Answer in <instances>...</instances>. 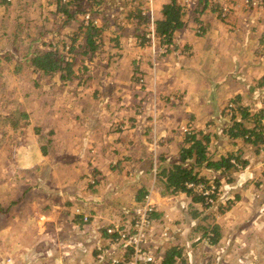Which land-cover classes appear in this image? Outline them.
I'll return each instance as SVG.
<instances>
[{
	"label": "crops",
	"instance_id": "crops-1",
	"mask_svg": "<svg viewBox=\"0 0 264 264\" xmlns=\"http://www.w3.org/2000/svg\"><path fill=\"white\" fill-rule=\"evenodd\" d=\"M169 1L159 0L156 18L161 16L162 6ZM257 1V11L246 18L242 13H227L223 0H188L187 3H180L184 6V25L175 31L173 38L179 45L188 48L190 55H167L168 58L162 61L163 64L156 71L157 76L154 78L152 74L149 82L152 92L146 88L144 93L136 90L124 96L128 99L121 98V105L126 103L125 108L128 105L127 114L132 121L138 112L132 110L133 104H128L131 98L152 97L158 102L169 100L166 105L162 104L163 107L157 106L154 112L158 122L162 120L161 124L148 120L144 123L148 125L146 129H143L144 125H140L139 129L132 125L130 129L119 130L116 135L109 137V133L97 135L98 128L86 130L82 134V129L69 128L70 121L66 122V118H61V115L54 120L58 123L57 127L65 128L56 129L53 119L49 121L45 114L35 115L33 144L32 139H29L31 154L24 155V146L18 145L21 146L19 152L28 163L21 165L22 173L16 174L15 171L9 174L11 178H0V264H106L96 258V246L103 241L101 227L120 219L125 207L133 206L134 195L140 187L132 185L131 195L128 197L125 194V182H122L125 160H139L131 154L119 152L123 141L147 149L149 164L145 171L150 174L152 163H155L152 154L159 156L161 152H166L164 155L173 156L175 153L174 158L179 156L178 148L184 136L181 129L170 126L174 120L184 126H206L209 132H213L211 124L228 127L232 123L223 114L224 107L230 101L247 106L249 116L264 108V103L249 105L246 101H254L253 93L264 95V0ZM250 3L252 5L253 0ZM212 8H217L219 12ZM198 26L202 32L197 30ZM136 27L129 20L126 22L125 30L129 39H132L129 40L133 44L131 46L137 49L142 48L143 44L136 43L135 38L139 33ZM140 27L143 28V25ZM250 46L253 47L252 53L258 57L257 62L251 64L245 56L246 52H250ZM198 47H202V50L216 47L219 56H214V59L200 58ZM219 49L226 52L222 55ZM131 80L132 77L130 83ZM23 111L30 120L32 117L29 112ZM142 112L138 115L144 114ZM236 114L238 119L240 115ZM0 115L8 114L0 111ZM199 120L203 127L197 125ZM189 121L196 123L189 124ZM50 122L52 127L47 134L55 133L58 139H45L43 124L50 126ZM39 123L42 126H37ZM29 126L28 119L25 124L19 123L16 127L4 125L0 129V144L7 146L13 141L9 136L10 131L21 134ZM5 132L6 136L3 135ZM109 138L115 139V142L105 143ZM91 139L98 141L94 152L91 150L93 148L86 149L91 146ZM210 140L208 149L216 152L215 158L240 151L245 161V165L231 177L221 176L218 171L204 167L199 170L200 175L206 176L209 182L219 177L220 185L212 207L217 210L224 205L227 208L220 214V219L204 223L207 217H202L203 224H200L199 216L204 213V205L201 201L193 202V198L185 192H178L179 196L175 198L159 193L160 200L165 198L168 203L161 209L162 202L161 207L158 205L156 209L161 214H167L169 218L166 223L176 231L175 238L182 239L181 244L175 246L180 250L182 264H264V143L257 147L246 144L241 138L235 140L227 136H222L216 142L210 136ZM114 143H117L116 153L107 152L106 145L111 144L113 148L116 146ZM155 143L157 148L153 149ZM63 144L68 145L63 148ZM90 153H95L96 158L93 159ZM117 153L120 156H116ZM89 167L91 169L87 170ZM49 168L51 171L44 173ZM2 170L6 176L7 171L5 168ZM55 171L61 172V175L54 176L52 173ZM100 176L104 185L98 184L89 189L83 187L88 184L91 187L90 178L97 181ZM9 180L14 181V188ZM105 184H108V188ZM101 187H105L107 193L101 191ZM9 195L12 197L9 198ZM212 207L207 211L212 212ZM85 215L89 216L87 222L82 220ZM199 225L208 226L209 229L216 225L220 238L211 244L208 235L200 227L197 228ZM169 230L172 234L173 230ZM191 234L195 236L191 238ZM209 234L212 235V232ZM169 243L161 246L163 259L165 249L171 246Z\"/></svg>",
	"mask_w": 264,
	"mask_h": 264
},
{
	"label": "rangeland",
	"instance_id": "rangeland-1",
	"mask_svg": "<svg viewBox=\"0 0 264 264\" xmlns=\"http://www.w3.org/2000/svg\"><path fill=\"white\" fill-rule=\"evenodd\" d=\"M105 1L107 4L106 12L109 18V26H106L98 35L97 42L99 43V48L94 52L93 57L90 60L88 59L89 54L85 56L83 60H82V56L75 54V52H77L79 49H75V51L70 54L66 53L68 58H71L74 55L75 57H77L76 58L77 62L72 68L74 74L76 75V78H73V80L71 81L61 82L58 74H54L52 76H43L33 72V70L29 68L27 65H25V63L22 64L20 61L18 62L16 59L7 60L6 57L7 56L10 57L11 53L10 52L7 53L8 50L7 51L2 50L7 47L11 48V46L9 45L10 43L6 42L4 38L9 31L8 28L10 27V25L8 24L12 25L14 18L16 16L20 17L21 24H24L23 26L24 29L23 32L20 33V37L25 38V42H28L29 39H31L32 37L38 34L37 27L44 26L45 30H53L54 32H57V30L59 29L58 27L60 22L56 21L55 20L56 18L53 17L52 15L53 14L52 12L55 9V5L54 3H52V0H0V51L2 50L0 53V96L6 95L4 96L6 97V101L12 98L14 101H16V103H18L20 109L29 112V114L32 117L30 120L29 118H27L28 123L30 125L27 131H23L21 134L19 132L10 131L9 136L13 141H10V143H8L7 146L0 144V178L1 179H3V177L11 178L10 175L14 174L15 171L16 174L22 173L21 172L22 169L20 170L21 165L28 163L26 159L24 160V155L25 154L30 155L32 152L29 150V148L32 146L29 139H32V144H33V140H35L33 129L36 126L35 120L33 118L37 114H41V115L45 114L46 117L49 119V121L53 119V127L56 129L65 128L64 126L57 127L58 123L56 120H54L56 116L61 115L60 116L61 118H66L65 119L66 122H68V120L70 121V124H68L69 128L72 127L73 129H82V134H84L86 130H91V129L93 130V128H98L99 132L97 133V135L103 136L104 134L109 133L108 135L109 137H113L114 135H116L119 130L124 131L126 129H130L132 125H134V127L139 129L140 125H142L143 127L144 123H147L148 120L150 121L155 120L158 122V119L155 116L154 112L157 110V106L163 107V105H166L169 100L163 99V101L158 102L156 99L152 97L148 99L141 98L140 96H138L137 98L136 97L131 98L128 104H133L134 107H132V110L138 113H143L142 111H144V114L138 115L137 113L135 117H132L135 118L134 121H132L130 120V117L127 114L128 105L126 106V108H125L126 103H123L124 106L121 105L122 103L121 98L123 97L125 99H128V97H124V96H127V94L131 92H135L136 90H140L141 93H144L147 90H149V92H152V89L150 90L151 85L149 82H151L152 74L154 78L155 76H157L156 71L158 67L161 64H163V62L170 55L177 56L176 54H180V55L183 54L184 56L187 55L188 57L190 55L189 54L190 50L182 45H179L180 43L178 44L174 38H172L169 41L171 44L167 46L166 53L163 56H161V54L158 55L157 52L153 51V48L156 45V41L155 43L153 42V47H152L151 45L152 42L149 45H146V40L145 42L142 43L140 42L141 39L137 37L135 38L136 43H142L143 44L142 48L136 49L135 47L131 46L133 44H131L129 40L132 39H129V35H127V30H125L126 22L128 21L127 19H125L126 15L130 10L133 11L135 9L134 7H136L138 4L141 5L143 4L142 7L144 9L145 14H147L149 18H154V17L156 18L157 10L159 7V0H105ZM177 1H179L180 3L188 2V0H177ZM223 1L226 4L225 8H227L228 10L227 13L231 11H233L231 13H236V15L242 13V15H244V18H246L250 14H254L255 11H257L256 7L259 5L257 0H253L252 5L250 3V0H229V1L223 0ZM117 5H119L120 10H122L120 15L115 13V8H117ZM219 14L222 16V12H220ZM80 20H81V15L78 16L77 22L79 23ZM96 24H100L99 19L96 21ZM26 25L28 26V28H26ZM75 25L73 27H69L68 29L62 30V33L60 35L54 33L50 34L46 39H42V41H45L47 43H50L51 41H54L53 43L57 42L56 44L57 48L60 51H62L63 46L60 39L64 38L65 35H69V34L72 35L75 29ZM150 26H151V21L143 24L144 29L143 28L141 29V31L142 30L145 31V39H147L146 32L149 30ZM197 30L199 32H202V28L199 26L197 27ZM43 31L44 29H41V32ZM82 38L83 37L81 35V38H79L78 43L84 46L85 40ZM240 39H242V36L240 37ZM65 40H67V43H69L68 39ZM36 44L40 45L39 43ZM199 45L200 44H197V46ZM198 48H199L198 55L200 58L214 59V56L215 57L219 56L216 47L205 50H202L201 49L202 47H198ZM65 49L68 48L65 46L64 50ZM249 49H251L250 52H246L245 55L248 58L249 63L251 64L252 62H257L258 59L257 55H254L252 53L253 47L251 48L250 46ZM11 50H13V52L16 54L17 51L15 48H11ZM219 51L221 52L222 55L224 52H226V50H220V49ZM146 64H148V66H146ZM134 66L138 67L137 70L136 69L133 70ZM130 76L133 79L131 80V83L133 85L129 82V80L131 79ZM140 78H143V81L140 82L139 81ZM133 86L137 87L138 89L136 88L134 89ZM205 86L206 85H204L202 88H204ZM9 95H11V98H9ZM256 95L253 93L254 101L246 100L249 105L264 103V95L262 93L258 94L257 96ZM224 116L229 117V114H226ZM13 120H15V118L10 116L9 119L10 125L13 123ZM17 121L18 120H16V122ZM161 121L162 120H160L158 123L161 124ZM174 121L175 122L173 124L171 125L169 124V125L175 126L177 130L181 129L182 127H187V125L184 126V124L180 125V121H176V120ZM194 122L189 121V124H194ZM200 122L202 121L199 120L197 125H201L199 124ZM0 124L4 126L8 124V120L0 119ZM165 124L168 123L165 122ZM37 126H42V124L39 123V125ZM43 126H45L43 132H46L45 139L48 140L54 138L58 139V137L54 132H53L54 134H47L48 130L52 127L51 122H50V126L44 124ZM46 126H48V129H46ZM144 126L145 127H143V129H146L148 125L147 126L144 125ZM201 126L203 127L204 125ZM210 126L212 127L213 130H216L218 129L217 127L222 128L223 125L217 126L215 124H211ZM3 135L6 136L7 132H5ZM91 140H90L91 146H87L86 149L93 148L91 150L92 152H94L95 148L98 146V141L96 139H91ZM109 142L113 143L115 142V139L109 138L105 140V143H109ZM128 142L129 141L126 140L122 142L120 147L121 151L119 152L121 154H131L134 158H137L139 161L133 162L131 160H125V165L123 170L124 179L122 181L125 182L124 184L125 194H127V196L129 197L131 195V192L133 191L132 190L133 186H140V187L142 186V188L147 189L148 192L147 195L145 196V201L155 206L154 214L156 215H154L152 219L154 221L160 219L162 222H164L165 226L162 225L160 227L162 229L163 227H168V232L170 233V235H172L171 240H169L168 242L162 241V245H165L170 242L168 245L177 246L176 244H181L180 240L182 239L175 238V233H174L175 230L172 229L166 223L169 218L167 214L164 212H163L164 214L163 213L161 214L156 209L158 205L161 207V203L163 202L162 203L163 205L161 207L162 209L164 206H166L168 200H164L165 198L163 199L161 198L160 200L159 193L162 189L161 184L157 182V180H155L154 176H152L149 173H146L145 171L146 166L149 164V160H147V158L149 157V154H147V149L143 148L139 144L135 145ZM114 144H116V146L113 148L110 147L111 144L106 145L107 152L114 153L117 150V143ZM18 145H23L25 148L24 151L22 152L24 153L23 156L21 155L22 153L19 152L21 151V146L18 147ZM67 145L68 144L65 145L63 144L62 147L63 148L67 147ZM156 145L157 143H155L153 149L154 147L157 148ZM119 146L120 144H118V147ZM148 151L150 150L148 149ZM90 154L93 155L92 157L93 159L96 158L94 157L95 153L94 154L90 153ZM116 156H120V155H118L117 153ZM151 156L153 161L156 160L159 162V160L157 159L158 156L156 155L154 156L153 154ZM164 157L167 159L173 158V160H177L174 159L175 153L173 154V156H171L170 154H166L164 155ZM165 163L166 162H164L163 164ZM2 168H5V170L7 171L6 176ZM90 169H91L90 167L87 168V170ZM49 171H51L50 168L48 169V171L45 170L44 173L48 174ZM52 174L54 176L56 175L60 176L61 172L55 171ZM40 178L43 177L40 176ZM114 180L115 177L113 181ZM9 181H11L10 183L11 187L14 188L15 187L14 181L12 180ZM103 181L104 180L101 176L100 179H97V181L95 180V178L93 179L91 177L90 178L91 187H89V184L84 185L83 187L89 189V188H94V186H97L98 184L101 186V184L104 185L102 183ZM118 182H120V179L118 180ZM105 187L108 188V184H105ZM105 187L104 188L101 187L102 188L101 191L107 193V190L105 191ZM11 197L12 195H9V198ZM140 204L141 203L135 202L133 203V206L134 205L138 206ZM118 206H120V204H118ZM132 207L131 206L125 207V210H123V212L130 211ZM211 207L203 206L204 213H202V215L199 216L200 218L198 221L200 224H203L202 217H207L204 223L207 221L219 220L221 216L220 214L227 209L225 208L224 205H221L219 206L220 207L219 209L216 210L215 208L212 207L213 211L208 212L207 209L210 210ZM85 216L89 218L88 215ZM83 219L84 216L82 217V220ZM173 224L174 223H172V225ZM83 225L87 226V224H83ZM173 226L176 227L175 225ZM201 227L203 226L201 225ZM169 228L173 230L172 234ZM191 236H192L191 238H193L195 235L191 234ZM177 258H181V256Z\"/></svg>",
	"mask_w": 264,
	"mask_h": 264
},
{
	"label": "trees",
	"instance_id": "trees-1",
	"mask_svg": "<svg viewBox=\"0 0 264 264\" xmlns=\"http://www.w3.org/2000/svg\"><path fill=\"white\" fill-rule=\"evenodd\" d=\"M55 5V9L52 12L53 17L56 21L60 22L59 29L57 32L53 30H45L44 26L37 27L38 34L25 42V38L20 37V33L23 32L24 24H21L20 17H15L14 21L8 28V34L5 36V41L9 42L11 48L16 49V54L7 47L2 50L11 53V56H7V60L16 59L22 64L25 63L33 72L38 73L43 76H52L58 74L59 78L63 81H71L76 78L73 66L77 62V57L75 55L68 58L67 54L73 53L75 49H79L75 54L82 56V60L89 54L88 59H92L94 52L99 48V43L97 42L98 35L106 27L109 26V18L107 16V7L105 0H52ZM206 3V1H205ZM138 4L133 11H129L126 15V19L133 23L139 30L138 38L141 39L140 42H145V31H141L143 24L149 22V17L145 14L144 9ZM215 11H219L217 8H212ZM120 6L117 5L115 8V13L119 14ZM89 13L93 18L100 20V24H93L92 22L84 23L80 20L78 23V16ZM184 15V6L180 4L177 0H170L168 3L162 6L161 16L154 19L153 25L155 30V35L159 38L160 43H165L173 38L175 31L183 28L182 17ZM77 22V24H76ZM76 24V25H75ZM112 24V23H111ZM75 25V29L72 35H65L64 38L60 39L62 42L63 50L60 51L57 48V42L47 43L42 41L46 39L50 34L62 33V30L68 29ZM26 28L28 26L26 25ZM41 29H44L41 32ZM144 29V28H143ZM85 40V45L82 46L78 43L79 38ZM68 39L69 43H67ZM39 43L40 45H37ZM41 46V47H40ZM65 46L68 49H65ZM40 47V48H39ZM1 50V51H2ZM0 51V53H1ZM19 66V65H17ZM138 67H136L137 70ZM8 94V93H6ZM6 95L0 96V111H6L8 115H0V119L9 120L8 117L12 116L15 118L13 123L8 125L16 127L18 122L25 124L27 122L26 113L19 108L18 103L11 98L6 101ZM239 113V118L237 119V114ZM248 107H243L236 104V101H230L226 104L223 110V114H229V118L232 123L227 127L222 126V128L213 130L209 132V129L205 127L197 128L195 125H190L187 129H182L184 139L182 144L178 148V157L174 158L177 160H171L164 157L166 152H161L158 156L159 161H168L166 164H161L158 161L154 164L152 163V168H150V174H152L161 184V194H173L175 192H185L187 195L191 196L192 201H201V204H205L208 207L213 204L217 197V191L220 185L219 177L212 181L215 189L214 191L203 195L196 191L198 185H204V188L209 187V180L204 175H200V168L204 167L207 169L215 170L220 173L221 176L231 177L232 174L239 168L245 165L242 152H231L221 158H215L216 152H211L208 149L210 143V136L214 137V141L220 140L222 136H227L231 139L241 138L246 144L255 145L258 147L259 144L264 143V123H262V117H264V108L255 111L254 114L249 116ZM16 120H18L16 122ZM251 121V124H250ZM246 122L248 125H246ZM209 127V125L207 124ZM3 125L0 124V129L2 130ZM220 176V177H221ZM230 180V179H229ZM232 181V180H231ZM211 183V184H212ZM148 190L139 187L134 195V200L136 203H143L145 201V196ZM136 205L130 210L131 214ZM220 208V207H219ZM156 215L150 213L149 217L153 218ZM201 228L204 234L209 237L210 243H215L220 238V232L216 225L212 226L211 229L205 226L201 227L199 225L197 228ZM105 226L101 227V235L107 236L105 232ZM212 232L210 235L208 232ZM210 235V236H209ZM164 259L161 264H174L175 258L180 257V250H178L174 245L170 246L164 251ZM182 263V262H181Z\"/></svg>",
	"mask_w": 264,
	"mask_h": 264
},
{
	"label": "built area",
	"instance_id": "built-area-1",
	"mask_svg": "<svg viewBox=\"0 0 264 264\" xmlns=\"http://www.w3.org/2000/svg\"><path fill=\"white\" fill-rule=\"evenodd\" d=\"M81 20L84 23L92 22L93 24L97 21L89 13L81 15ZM150 21L151 26L146 32V45L152 42L153 47V42L156 41L153 51L163 56L167 46L171 43L169 41L163 44L159 42V38L155 35L154 18ZM139 81H143V78ZM187 127H182L181 130ZM211 183H208L209 189L204 188V185H198L196 191L203 195L214 191L215 187ZM169 196L175 198L179 196V193L175 192ZM154 211L155 206L145 201L136 205L131 214H129L130 211H126L120 219L104 225L107 236L102 235V243L96 246L97 260L106 264H161L163 260L162 241L168 242L171 236L168 227H163V229L160 227L164 226V222L160 219L154 221L149 217ZM83 220L87 222L89 218L84 216ZM174 264H182L181 258H175Z\"/></svg>",
	"mask_w": 264,
	"mask_h": 264
}]
</instances>
